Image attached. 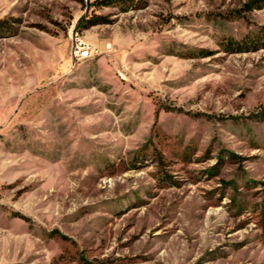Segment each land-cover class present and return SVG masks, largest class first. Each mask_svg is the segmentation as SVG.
I'll use <instances>...</instances> for the list:
<instances>
[{
  "label": "rangeland",
  "instance_id": "rangeland-1",
  "mask_svg": "<svg viewBox=\"0 0 264 264\" xmlns=\"http://www.w3.org/2000/svg\"><path fill=\"white\" fill-rule=\"evenodd\" d=\"M94 1L0 0V264H264V0Z\"/></svg>",
  "mask_w": 264,
  "mask_h": 264
},
{
  "label": "built area",
  "instance_id": "built-area-1",
  "mask_svg": "<svg viewBox=\"0 0 264 264\" xmlns=\"http://www.w3.org/2000/svg\"><path fill=\"white\" fill-rule=\"evenodd\" d=\"M88 55V49L87 48H80L79 49V56L80 57H85V56H87Z\"/></svg>",
  "mask_w": 264,
  "mask_h": 264
},
{
  "label": "trees",
  "instance_id": "trees-1",
  "mask_svg": "<svg viewBox=\"0 0 264 264\" xmlns=\"http://www.w3.org/2000/svg\"><path fill=\"white\" fill-rule=\"evenodd\" d=\"M109 0H95L94 3L95 4H104L107 3Z\"/></svg>",
  "mask_w": 264,
  "mask_h": 264
}]
</instances>
